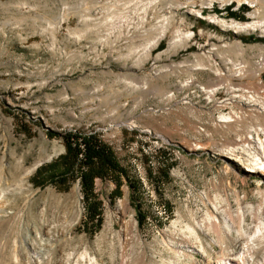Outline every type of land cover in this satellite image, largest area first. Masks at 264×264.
<instances>
[{"label": "rangeland", "instance_id": "rangeland-1", "mask_svg": "<svg viewBox=\"0 0 264 264\" xmlns=\"http://www.w3.org/2000/svg\"><path fill=\"white\" fill-rule=\"evenodd\" d=\"M263 2L0 0V264L40 248V264H264V238L239 254L264 228V172L246 170L264 140V31L210 18L259 20ZM49 129L97 133L128 179L96 178L89 198L79 174L35 185L66 151Z\"/></svg>", "mask_w": 264, "mask_h": 264}, {"label": "trees", "instance_id": "trees-1", "mask_svg": "<svg viewBox=\"0 0 264 264\" xmlns=\"http://www.w3.org/2000/svg\"><path fill=\"white\" fill-rule=\"evenodd\" d=\"M254 40L264 41V39L258 38ZM160 46H163V43ZM49 130L51 135L60 134L64 137L66 151L54 163L37 168L31 176V181L35 185L41 186L44 182L58 181L60 178L71 179V173H74V176L79 174L85 197L89 198L90 195H93L96 178L111 177L118 185L121 182L120 178L126 177L128 179L127 169L119 163L114 151L106 142L101 140L97 133L76 134L69 131L59 133L53 129ZM56 162L60 163L53 168L55 171L49 172L47 168L52 167V164ZM45 174L46 176H44ZM99 207L100 205L93 204L89 212L91 220L96 221L98 225L102 221Z\"/></svg>", "mask_w": 264, "mask_h": 264}, {"label": "bare ground", "instance_id": "bare-ground-1", "mask_svg": "<svg viewBox=\"0 0 264 264\" xmlns=\"http://www.w3.org/2000/svg\"><path fill=\"white\" fill-rule=\"evenodd\" d=\"M256 1H259V0H249V2H253V3L256 2ZM254 13H255V11H254ZM210 18H212L214 22H221V24H223V25H225L227 27L233 28V30H235V31H248V30L264 31V16H261V19H259V20H249V21H244V22L236 21V20L227 21L225 19H216L213 16H210ZM166 30H167V23L166 22H162L161 27H160V31H159L160 34L153 39V41L151 42V45L156 44V42L161 38V36H163L165 34ZM181 37H182L181 33L177 31L175 36H174V38H173V40L171 41V43L175 42L178 39H181ZM255 69L258 72H261L262 70H264V55L261 58H259L257 60V62L255 63ZM238 73L240 74V71H238ZM253 74H254V71L252 69H250L249 72L247 73V76L253 77ZM190 81H191V83L194 82L193 79L190 80ZM218 88H219L218 86H212L210 89L204 88V90L206 92H208L209 94H212ZM172 97H173V93L167 94V98L170 99ZM235 120H236L235 117L225 116V115H222L221 119H220V121H222L223 123H229V122H233ZM259 130L264 131V128H258L257 131H259ZM250 138H252V135L246 137L245 139L242 138L241 140H238V141H240V143L238 145H240L241 147H245V146H250L251 147V139ZM234 148H235V146H233V149H232V147L228 148L229 154L227 156L229 158H232V159L235 160L236 154H234ZM257 148L258 149L256 151V158L254 159L255 165H253V166L251 165V168H246V170L251 171V172L254 171V172H260L261 173V172H264V140H262L260 142V147L258 146ZM263 224H264V222H263ZM212 225L214 227H217V229H218L217 232H218L219 241H224L227 237H229V238L231 237V232H232L233 226H229V228H228L229 230L224 232L223 225H222L221 222H219V223H215L214 222V223H212ZM258 227H260V228L257 231L254 232L253 238L251 236L250 237L248 236L249 238L246 240L244 247L241 248V251L239 253V254H242L241 255L242 258L244 257L248 261L256 253V251L254 250L255 246L253 245L254 242L256 240H260V239L264 238V232H263L264 228H261V225L260 226L258 225ZM237 231H238L239 235H243L244 234L241 229H237ZM250 241H252V242L250 243ZM186 247H190V246H186ZM40 250H41V248L39 250H36V251H40ZM36 251H35V253L38 256L35 259H32V257H28L29 264H33V263L34 264H40L39 263V259L43 255L41 253L39 255V252H36ZM190 251H192V250L183 251V250H181L179 248V249L175 250V253H177V255H180V253L182 252L186 256L190 257L191 256L190 255L191 254ZM215 257H217V258H215L213 263H208V264H227V263H225V261H226V259L229 258V257H227L226 253H222L221 255H219V257L218 256H215ZM15 259H16L17 262L19 261V257L18 256H16ZM259 260L263 261L261 258L260 259L258 258V261ZM256 263L257 264H263V263H258V262H256ZM166 264H170V262L168 261V262H166ZM232 264H244V263H232ZM247 264H250V263L247 262Z\"/></svg>", "mask_w": 264, "mask_h": 264}]
</instances>
